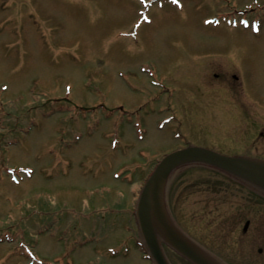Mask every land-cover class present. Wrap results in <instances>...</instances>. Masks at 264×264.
I'll return each mask as SVG.
<instances>
[{
	"label": "rangeland",
	"instance_id": "374dc122",
	"mask_svg": "<svg viewBox=\"0 0 264 264\" xmlns=\"http://www.w3.org/2000/svg\"><path fill=\"white\" fill-rule=\"evenodd\" d=\"M181 1L0 0V264H153L132 209L156 160L184 140L234 152L217 96L241 98L235 73L253 100L233 110L257 123L264 22H205L248 0ZM170 185L181 226L240 261L234 184L192 165Z\"/></svg>",
	"mask_w": 264,
	"mask_h": 264
},
{
	"label": "water",
	"instance_id": "95a60500",
	"mask_svg": "<svg viewBox=\"0 0 264 264\" xmlns=\"http://www.w3.org/2000/svg\"><path fill=\"white\" fill-rule=\"evenodd\" d=\"M189 163H205L222 169L264 192V161L247 156H227L190 145L167 155L146 180L137 202L136 217L147 249L157 264H169L162 250L166 242L195 264H224L187 235L175 222L166 199L171 173Z\"/></svg>",
	"mask_w": 264,
	"mask_h": 264
},
{
	"label": "flooded vegetation",
	"instance_id": "af4514ba",
	"mask_svg": "<svg viewBox=\"0 0 264 264\" xmlns=\"http://www.w3.org/2000/svg\"><path fill=\"white\" fill-rule=\"evenodd\" d=\"M245 125L240 126V130L234 132L235 136L242 133L243 137L240 140H243V143L249 135L248 128ZM260 125L262 129L259 134L264 137V123ZM252 146H254V143ZM257 156L264 158V153L257 154ZM234 198L235 200L231 202L234 205L231 217L237 218L239 224L248 223V228L236 245L238 247L237 256L240 257V261L234 259L233 263L264 264V201L257 192L251 191L246 196Z\"/></svg>",
	"mask_w": 264,
	"mask_h": 264
}]
</instances>
